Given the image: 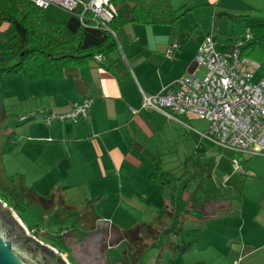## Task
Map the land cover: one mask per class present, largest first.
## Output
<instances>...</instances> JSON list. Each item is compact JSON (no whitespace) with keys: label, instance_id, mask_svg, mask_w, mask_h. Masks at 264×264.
<instances>
[{"label":"crops","instance_id":"1","mask_svg":"<svg viewBox=\"0 0 264 264\" xmlns=\"http://www.w3.org/2000/svg\"><path fill=\"white\" fill-rule=\"evenodd\" d=\"M149 2L153 1H147L143 9L148 7ZM165 2L168 6L150 10L152 15H156L152 19L125 21L115 25L111 30L116 46L109 50L108 54H102L99 61L91 55L62 65L57 76L26 77L21 72L14 71L0 79V180H15L19 184L29 186L45 197V202L49 198L48 195H52L49 198L50 206L45 211L57 208L60 215H68L71 218L80 214L81 219H85L101 216L93 204L92 195L95 191L88 192L90 190L87 187L94 186L90 181H117L119 187L124 186L131 191L128 192L130 196L125 205L133 212L142 214V207H148L140 205L134 194L144 197L149 205H157L155 209L160 205L170 206L169 185H157L152 177V169L158 168V165L161 169L168 170L173 180L183 179L185 176L190 177L186 181H203L198 171L200 168L206 171L204 163L208 164L205 168L213 174L214 162L218 164L224 154L231 171V156L238 158L242 165L243 155L255 154L251 159L250 169L254 171V176L264 178V158L260 157L264 156V153H248L243 150L233 152L218 147L200 136L197 129H194L197 133L192 140L191 152L184 156L182 167L178 169L173 158L167 153L169 150L166 146L168 139L173 140L175 137L169 130L172 122L177 121L151 107H138L133 112L128 108V105H139L142 92H155L163 85L170 84L180 73L197 75L195 70L200 66L195 65L192 60V52L201 35L211 31L214 46L219 47L217 49L231 45L235 35L242 28L235 33L228 32L225 25L234 26L229 19H242L243 29L249 20L264 19V0ZM247 6L252 8V14L241 11ZM5 25L6 21L1 20L0 29ZM227 42L229 44H226ZM81 95L91 97L85 116L76 119L55 118L49 122L41 118L40 113L43 110L64 109L71 99ZM29 110L34 113L24 118L17 117L18 114ZM194 153L196 159L191 161ZM246 169L242 165L239 172ZM225 178L227 174L224 172L222 180ZM191 186H195L192 192L196 195V189L199 191L202 187L197 182L191 183ZM154 188L156 189L148 196L147 191ZM208 191L209 189L203 191L205 194H211L205 195L206 199L226 197ZM52 200L62 202V207ZM34 202L31 203L37 205ZM227 202L229 204L230 200ZM37 206L42 209L41 204ZM163 211L162 215H166L167 212H173V209ZM239 213L240 211L237 212ZM260 216V211L256 210L250 213V221L238 219V227L246 222L248 226L258 227L262 232L264 217ZM186 218L199 219L187 214L183 218L182 226ZM158 224L160 226L154 219L152 228L147 229L148 234L157 231L148 241L151 245L156 244L151 243L154 239L158 241ZM90 225L84 229L78 219L69 223L70 230L72 227L79 229L75 240L83 248L85 247L81 241V232L87 233L97 229L96 231L107 236L114 233L115 237L111 243L120 237V232L125 233L114 226L113 222L110 228L105 227L103 231H100L101 226L96 225L94 220ZM254 228L247 230L254 235V232L258 233ZM129 234L130 231L125 233V244H129L127 246H131ZM160 237L158 243L164 245L159 248L161 255L168 258L171 254L175 260L178 252L173 253L171 248L170 240H173V237L170 235L164 240L162 232ZM262 242L249 245L253 249ZM125 244L119 251L122 252ZM141 246L134 264L136 259L137 262L140 261L146 248ZM113 252L117 254L115 250ZM123 259L126 264H130L127 258ZM165 261L168 264L167 259Z\"/></svg>","mask_w":264,"mask_h":264},{"label":"rangeland","instance_id":"2","mask_svg":"<svg viewBox=\"0 0 264 264\" xmlns=\"http://www.w3.org/2000/svg\"><path fill=\"white\" fill-rule=\"evenodd\" d=\"M241 11L247 12V14H252L253 12L250 6H247ZM229 21L234 23V26L231 27L229 24H226L225 28L228 32L235 33L239 29H243L242 19L234 18L229 19ZM216 46L219 45L216 44ZM220 49L228 54L230 47L225 45ZM3 53H5V50L0 49V54ZM198 66L200 67L195 70V73L200 77L202 75V65L199 64ZM263 73L262 69L255 68L250 78L254 80ZM179 118L186 120L193 128L187 130L185 127L178 124V121H173V125L169 130L175 137L173 140L168 139L166 146L169 151H167V153L173 158L175 166H178V169L182 167L184 156L191 152L193 145L192 140L195 133H197L194 129L203 130L206 127L205 119L195 116L194 114L179 115ZM190 135H192V138H190ZM164 152L166 151L164 150ZM254 155L255 154H252V156H242V165L244 169L247 168L244 172L234 171L232 169L230 171L227 156L224 154L221 156L218 164L214 162L216 164H214L215 172L213 174L210 173L209 181H213L215 186L212 185L209 191L217 196L221 194L225 195L230 200V203L228 204V199L226 197L222 199H213V197L208 199L202 198L203 195L199 190V196L202 198V203H199V209L201 210L199 214H202V216H199V219L196 220L189 218L184 219V225L177 230L176 237L180 236L182 239H185L183 243L186 239H190L191 243L188 248L177 253L175 260H173L171 254H169L168 258H165L163 255V257L155 261L154 257L156 252L159 248L164 247V245H151L148 243L157 232L155 230V232L148 234L147 231V229L152 228L151 223H153L155 219V208L157 205H149L144 197L134 194L136 199L139 200L140 205L148 207H142V214L127 209L125 204L130 196L128 192L131 191L127 190L124 186L119 187L117 181H90L94 186L87 187L86 185L90 190L88 191L89 193L95 191L92 198H94V206L100 213L98 215H101L99 217L103 216L108 218V220L103 219L104 222H99L104 224L101 226L100 231H103L105 227L110 228L112 222L114 226L120 228V230L125 233L130 231L131 246L129 248H132L134 251L132 254L136 256L142 247L141 245L146 247L140 261L137 262L136 259V264H167V262L164 261L166 259L168 264H264V227L262 228V232H260L258 227H255L258 233L256 234L254 232L253 235V233L247 229H253L254 227L248 226L246 222L243 226L238 227L239 224L237 222L238 219L250 221V213H254L256 210L260 211V215H262L260 217H264V178L254 176V171L250 169L251 159ZM260 157L264 158V156ZM195 159L196 154L194 153L191 156V161ZM224 172L227 174V178L222 180ZM189 182H194L195 184L196 181ZM183 185L186 184L183 183ZM0 187L2 188L1 190H5L6 192L5 198L7 199L8 203L6 204L8 205H10V202H15V200L20 198L18 192L23 188L19 185V182L15 180H0ZM155 189L156 188L147 191L148 196L151 194L150 192ZM182 193L183 200L186 199V201L192 196L190 194V188L183 190ZM206 195H208V193ZM27 196V200L30 203H26L23 200V203H21V206L18 208L13 205L10 206L15 211L16 215H18L21 223L25 226L27 231L24 233L33 241L36 242L37 240L35 238H37L52 246L60 252V255L65 258L69 264H126L123 259H128L127 253L125 252L126 249H122V252L119 251L124 246L125 242H127L125 233L120 232V237L117 238L115 241L116 243H111L115 237L114 233L107 236L102 232L96 231L97 229L90 230L87 233L81 232L80 235L83 236L81 241L85 247L83 248L80 243L75 240V235L77 233L79 234V229L72 227L70 230L68 228L69 223L72 221V217L60 215V210L57 208V210L50 209L49 211H45L47 207L50 206L49 198L50 196L52 197V195H48L49 198H47L45 202L43 201L45 197L42 195L40 196L30 187ZM31 202L37 205L41 204L42 209H38V206ZM56 203L60 204V207H62V202ZM70 205L75 206V204ZM53 206L55 207L56 205ZM212 211L214 213H212ZM238 211H240L239 214H237ZM84 241L87 244H85ZM261 242V245H255L256 247L254 246L253 249L250 247V243L260 244ZM114 250L117 253L115 255L113 252L115 256H113L112 253ZM132 261L133 258L131 260L128 259V262ZM163 261L164 263H161Z\"/></svg>","mask_w":264,"mask_h":264},{"label":"trees","instance_id":"3","mask_svg":"<svg viewBox=\"0 0 264 264\" xmlns=\"http://www.w3.org/2000/svg\"><path fill=\"white\" fill-rule=\"evenodd\" d=\"M109 1L114 5L112 4V8H109L110 15L107 19L94 21L89 18V12L86 11L84 12L86 18L80 21L77 15L79 5L71 10H66L52 3L42 6L32 0H0V21H6L5 27L0 29V49L5 50V53L0 54V79L14 71L21 72L26 77L57 76L62 65L70 61L89 57L94 52L108 54V51L116 46L111 31L115 25L125 21L152 19L156 16L150 12L152 8L168 6L165 0ZM147 1L153 2H149L148 7L143 9ZM249 21L245 28L235 35L231 45L237 39H241V42L237 45V53L248 55L263 63L264 19ZM245 31H249V34L244 37L243 33ZM226 44H229V42ZM231 45L226 46L231 47ZM204 139L212 143L207 137H204ZM206 166L208 164L204 163L203 167L206 171H202L201 168L198 171L203 181H196L198 185H202L201 192L196 189L197 195L192 192V190H195V186H191V182L186 181L190 177L184 176L183 179L173 180L171 173L168 170L161 169L159 165L158 168L152 169V177H154V182L157 185L164 183L169 185L168 199L170 206L160 205L156 209L155 219L160 223L159 234L156 238L158 241L161 240L160 232L163 233L164 240L171 235L173 237V240H170L173 253L181 252L190 245V239H186L184 244L185 239L180 236L176 237L177 230L182 227L183 218L187 214L194 216V218L202 216V214H199L201 213L199 203H202V198L206 195L203 191L212 188V185H214L213 181H209L210 171L205 168ZM183 183L186 185H183ZM19 185L23 187L18 192L20 198L15 202H10V205L16 208L20 207L23 200L29 203L27 194L30 187L23 184ZM187 188H190V194L192 195L188 201L183 200L182 197V191ZM1 189L0 187V199L8 203L5 198V190ZM199 192L203 195L202 198L199 196ZM210 195L209 192L208 196ZM169 209H173V212L162 215L164 214L163 210ZM79 215L76 214L72 217V220H81L84 229H87L95 218L85 217V219H81L82 216ZM158 241L154 239L151 243L159 244ZM127 245L129 244H125L124 250L126 249L128 259L133 258L130 264H134L136 256L132 254L134 252L132 248ZM161 254L160 250L156 252L155 261L163 257ZM164 261L161 263H164Z\"/></svg>","mask_w":264,"mask_h":264},{"label":"built area","instance_id":"4","mask_svg":"<svg viewBox=\"0 0 264 264\" xmlns=\"http://www.w3.org/2000/svg\"><path fill=\"white\" fill-rule=\"evenodd\" d=\"M39 5L55 4L66 10L80 6L77 15L80 21L89 18L98 21L109 17L108 0H32ZM244 37L249 34L245 31ZM237 39L229 53L214 46L211 31L201 35L192 52L195 65H202V76L180 73L170 84L163 85L155 92L141 94L139 105H128L130 111L138 107H151L180 122L184 127L193 128L179 115L194 114L204 118L206 127L197 130L218 147L248 153H264V73L256 79L250 78L255 68L264 69V62L248 55L238 54ZM102 54L94 52L92 57L99 61ZM264 72V70H263ZM91 97L81 95L71 99L64 109H45L40 115L45 122L55 118L76 119L85 116ZM34 111L20 113L18 118L27 117ZM233 169L241 170L238 158L231 156ZM103 219L97 217L96 225L102 226Z\"/></svg>","mask_w":264,"mask_h":264},{"label":"water","instance_id":"5","mask_svg":"<svg viewBox=\"0 0 264 264\" xmlns=\"http://www.w3.org/2000/svg\"><path fill=\"white\" fill-rule=\"evenodd\" d=\"M17 218L11 206L0 199V264H67L55 248L29 238Z\"/></svg>","mask_w":264,"mask_h":264},{"label":"clouds","instance_id":"6","mask_svg":"<svg viewBox=\"0 0 264 264\" xmlns=\"http://www.w3.org/2000/svg\"><path fill=\"white\" fill-rule=\"evenodd\" d=\"M109 1V0H108ZM110 2V1H109ZM111 3V5H112V2H110ZM113 6V5H112ZM112 31V30H111ZM112 34H113V32H112ZM92 55V54H91ZM195 62V61H194ZM186 117V116H185ZM177 121V120H176ZM186 121V120H185ZM187 122V121H186ZM180 125H182L180 122H178ZM183 126V125H182ZM184 127V126H183ZM185 129H187V130H189L188 128H186L185 127ZM241 168H242V165H241ZM233 170H235V169H233ZM237 171V170H236ZM95 219H96V217L94 218V222H95Z\"/></svg>","mask_w":264,"mask_h":264},{"label":"bare ground","instance_id":"7","mask_svg":"<svg viewBox=\"0 0 264 264\" xmlns=\"http://www.w3.org/2000/svg\"><path fill=\"white\" fill-rule=\"evenodd\" d=\"M12 213H13V211H12ZM18 219V218H17ZM19 220V219H18ZM20 221V220H19ZM20 223H21V221H20ZM23 228L25 229V227H24V225H23ZM60 253V252H59ZM65 259V258H64ZM65 262L67 263V264H69L68 263V261L65 259Z\"/></svg>","mask_w":264,"mask_h":264}]
</instances>
